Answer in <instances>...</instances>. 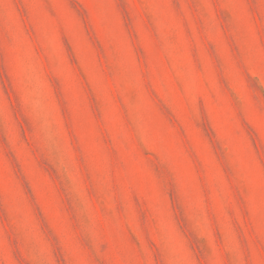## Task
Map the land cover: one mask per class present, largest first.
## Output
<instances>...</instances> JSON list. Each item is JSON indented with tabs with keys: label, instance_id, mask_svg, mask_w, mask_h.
<instances>
[{
	"label": "rangeland",
	"instance_id": "rangeland-1",
	"mask_svg": "<svg viewBox=\"0 0 264 264\" xmlns=\"http://www.w3.org/2000/svg\"><path fill=\"white\" fill-rule=\"evenodd\" d=\"M0 264H264V0H0Z\"/></svg>",
	"mask_w": 264,
	"mask_h": 264
}]
</instances>
